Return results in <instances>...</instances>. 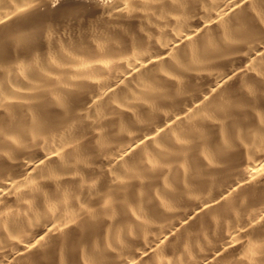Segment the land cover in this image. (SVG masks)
<instances>
[{
    "label": "bare ground",
    "instance_id": "obj_1",
    "mask_svg": "<svg viewBox=\"0 0 264 264\" xmlns=\"http://www.w3.org/2000/svg\"><path fill=\"white\" fill-rule=\"evenodd\" d=\"M0 264H264V0H0Z\"/></svg>",
    "mask_w": 264,
    "mask_h": 264
}]
</instances>
